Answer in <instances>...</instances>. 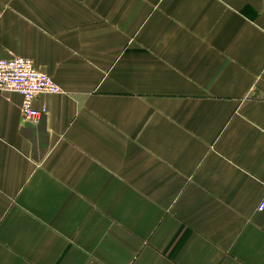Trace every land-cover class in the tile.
<instances>
[{
	"label": "crops",
	"instance_id": "obj_1",
	"mask_svg": "<svg viewBox=\"0 0 264 264\" xmlns=\"http://www.w3.org/2000/svg\"><path fill=\"white\" fill-rule=\"evenodd\" d=\"M0 264H264V0H0Z\"/></svg>",
	"mask_w": 264,
	"mask_h": 264
},
{
	"label": "built area",
	"instance_id": "obj_2",
	"mask_svg": "<svg viewBox=\"0 0 264 264\" xmlns=\"http://www.w3.org/2000/svg\"><path fill=\"white\" fill-rule=\"evenodd\" d=\"M0 92L20 96V113L24 121H36L46 114L45 107L36 110L32 107L34 99L43 94H59V87L52 79L34 68L32 61L22 57L0 59ZM264 210V196L257 211Z\"/></svg>",
	"mask_w": 264,
	"mask_h": 264
}]
</instances>
